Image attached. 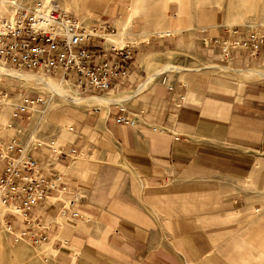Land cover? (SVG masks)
Instances as JSON below:
<instances>
[{
	"label": "crops",
	"instance_id": "0c3cea01",
	"mask_svg": "<svg viewBox=\"0 0 264 264\" xmlns=\"http://www.w3.org/2000/svg\"><path fill=\"white\" fill-rule=\"evenodd\" d=\"M171 19L166 32L127 36L129 76L103 93L116 102L65 119L50 139L27 138L32 117L10 113L16 98L1 101L0 138H16L67 184L25 213L2 210L14 234L45 236L56 264H228L222 229L264 203V46L221 60L213 39L227 28ZM80 20L99 34L90 50L113 45L104 38L113 20ZM166 64L179 70H156ZM253 70L260 76H248ZM1 234L14 243L2 225ZM248 236L264 248V211Z\"/></svg>",
	"mask_w": 264,
	"mask_h": 264
},
{
	"label": "built area",
	"instance_id": "2783aa9c",
	"mask_svg": "<svg viewBox=\"0 0 264 264\" xmlns=\"http://www.w3.org/2000/svg\"><path fill=\"white\" fill-rule=\"evenodd\" d=\"M11 9L10 18L0 17V65L4 68L60 79L83 93L103 94L112 91L113 84L118 88L128 78L133 60L130 45L90 50L88 44L99 39L97 30L83 26L78 16L56 2L34 0L27 5H13ZM237 34L243 37L232 40L231 36ZM213 42L219 44L221 60L232 51L253 56L264 46V31L242 32L231 28L226 36L215 37ZM0 98V105H4L1 103L4 99H17V105L9 108L14 117L28 113L29 119L35 111L46 107L43 96L33 97L21 91L16 94L7 89ZM118 122L134 125L133 120L125 117H119ZM66 189L64 176L45 173L43 164L35 156L25 154L16 138H0V225L13 237L14 243L26 239L39 245L46 237L29 236L26 232L14 234L4 221L2 210L19 215L50 198H58Z\"/></svg>",
	"mask_w": 264,
	"mask_h": 264
},
{
	"label": "rangeland",
	"instance_id": "374dc122",
	"mask_svg": "<svg viewBox=\"0 0 264 264\" xmlns=\"http://www.w3.org/2000/svg\"><path fill=\"white\" fill-rule=\"evenodd\" d=\"M20 4H31L34 0H9ZM56 2L69 12L82 20L108 19L114 21L115 30L109 32L106 39L113 38L124 26L126 16L133 15L129 25L125 28L123 43L136 33H150L154 31L166 32L165 24L172 20L175 14L184 18V25L209 26L222 25L227 29H238L242 32L264 31V0H137L136 10L133 5L136 0H48ZM119 39V38H118ZM133 42V40H132ZM205 67L219 68L226 71L223 64H204ZM161 73L167 70H179L178 66L166 64L156 69ZM260 71V70H253ZM252 72V71H251ZM251 72L248 76H251ZM261 72V71H260ZM22 73V72H21ZM26 73V72H24ZM27 74H34L27 72ZM260 76V75H259ZM7 81L10 90L21 91L30 96H43L47 105L40 111H35L30 123V134L33 141L40 136L50 139L58 127L67 118L83 115L90 108H83L76 104L62 100L57 96H50L46 90L35 85L22 84V82ZM54 79V78H52ZM55 80H57L55 78ZM62 86L71 91H76L79 97L113 96L110 94L83 93L72 84H66L61 80ZM13 82V83H12ZM16 83V84H15ZM6 103V101H4ZM250 207L246 212L252 215L249 220H243L244 213L230 217L224 229L222 237L218 238L220 246L225 254L228 264H264V248L259 243H251L248 234L252 223L257 221L264 211V203L259 211ZM213 233V232H212ZM0 264H56L53 253L45 244L33 245L28 241L12 243L3 234L0 235Z\"/></svg>",
	"mask_w": 264,
	"mask_h": 264
},
{
	"label": "bare ground",
	"instance_id": "6f19581e",
	"mask_svg": "<svg viewBox=\"0 0 264 264\" xmlns=\"http://www.w3.org/2000/svg\"><path fill=\"white\" fill-rule=\"evenodd\" d=\"M41 1H43L44 3L49 2L48 0H41ZM136 4H137V0L133 4L135 6L134 10H136ZM13 5H26V4L16 3L14 1L11 2L9 0H0V17L10 18L12 16L11 7ZM132 17H133V15H131V14H128L126 16V20H125L124 26L122 27V30L120 32H118L113 37V38L116 37V39H111V38L107 39L108 43L113 42L117 46L122 45V43H123L122 39H123V36L125 35L124 34L125 28L129 25ZM252 73H253L252 75H259L260 74V72H258V71H253ZM0 76L3 77L4 79H7L8 81L22 82V84L24 83L27 85L38 86V87H40V89L46 90L50 96H57L58 98H60L62 100L76 104V105L81 106L83 108L106 106L109 102H116L115 100H118V97H115V96H113L114 98L113 97H107V96H90L87 98L79 97V95L76 91H71V90L65 89L62 86L61 82L57 81L60 79L55 80V78L52 79V77L44 76L41 74H27V72L21 73L18 71H11V70L4 68L1 65H0ZM61 81H63V80H61ZM63 82H65V81H63ZM65 83L69 84L68 82H65ZM129 93H131V92H129ZM125 96H127V95H125ZM16 101H17V99H16ZM7 102H9V101H6V103ZM16 105L17 104H15V106ZM46 105H47V100H46Z\"/></svg>",
	"mask_w": 264,
	"mask_h": 264
}]
</instances>
